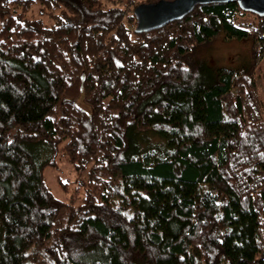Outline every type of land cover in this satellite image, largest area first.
<instances>
[{"label": "trees", "instance_id": "16d2710c", "mask_svg": "<svg viewBox=\"0 0 264 264\" xmlns=\"http://www.w3.org/2000/svg\"><path fill=\"white\" fill-rule=\"evenodd\" d=\"M156 1L0 0V264H264V15L197 4L136 33ZM221 33L249 65L185 61ZM42 148L79 177L67 201Z\"/></svg>", "mask_w": 264, "mask_h": 264}, {"label": "rangeland", "instance_id": "374dc122", "mask_svg": "<svg viewBox=\"0 0 264 264\" xmlns=\"http://www.w3.org/2000/svg\"><path fill=\"white\" fill-rule=\"evenodd\" d=\"M245 17L250 20L253 18L251 15H245ZM253 45L254 42L251 39L227 40L221 33L213 41L197 47L185 61L204 62L207 66L232 68L239 71L251 63ZM261 59L258 66L254 69L253 79L257 84V89L264 105V55ZM77 104L82 109L89 110L83 99H78ZM161 144V139L157 135L150 133L140 136L137 142L140 150L149 151ZM40 156V159L52 157L55 161V167L44 169V178L51 192L61 200L67 201L79 184V177L76 171L65 160H58L59 157L54 153V150L42 148ZM81 179L82 176L80 177Z\"/></svg>", "mask_w": 264, "mask_h": 264}, {"label": "water", "instance_id": "95a60500", "mask_svg": "<svg viewBox=\"0 0 264 264\" xmlns=\"http://www.w3.org/2000/svg\"><path fill=\"white\" fill-rule=\"evenodd\" d=\"M232 0H159L136 5L133 10L136 18V33H147L174 20H181L193 11L197 4L228 3ZM243 10L264 15V0H237Z\"/></svg>", "mask_w": 264, "mask_h": 264}]
</instances>
